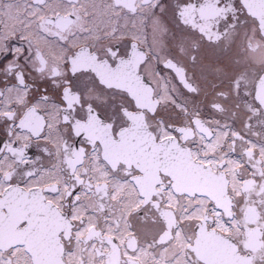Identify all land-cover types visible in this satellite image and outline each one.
<instances>
[{"label":"snow or ice","instance_id":"snow-or-ice-1","mask_svg":"<svg viewBox=\"0 0 264 264\" xmlns=\"http://www.w3.org/2000/svg\"><path fill=\"white\" fill-rule=\"evenodd\" d=\"M0 264H264V0H0Z\"/></svg>","mask_w":264,"mask_h":264}]
</instances>
